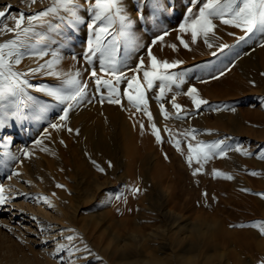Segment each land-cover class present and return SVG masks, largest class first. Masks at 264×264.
Instances as JSON below:
<instances>
[{
  "label": "rangeland",
  "instance_id": "374dc122",
  "mask_svg": "<svg viewBox=\"0 0 264 264\" xmlns=\"http://www.w3.org/2000/svg\"><path fill=\"white\" fill-rule=\"evenodd\" d=\"M47 2L48 0H45L44 4L35 5L34 10H42L46 7ZM8 5H11L8 11L12 14H18L21 10L26 14H31L26 0H0V10H4ZM128 6L133 17L136 15L135 9L137 7H141L145 14V18L139 20L136 25V36L139 41L147 46L157 35L168 31L169 35L165 36L164 41H158L153 47V53L161 60L166 59L171 62L179 59L183 61L173 72L182 76L185 83L178 87L174 85L173 92L167 94V99L170 100L172 95L180 93L176 99L177 103L188 111L185 119L164 120L159 113L160 102L155 99L158 94L157 89L154 88L148 93L150 110L155 117L157 127L161 130L160 134L164 138L163 143L156 141L152 134L151 122L148 121L147 117L131 108L127 104L126 98L123 100L124 108L108 103L103 105L93 103L70 113L69 125L71 127L79 130L81 128L86 129L88 136L99 134L100 149L96 155L88 154L85 150L82 151L78 148V135L67 132L58 133L51 129L49 131L52 132V138L50 140L45 138L46 144L34 147V141L42 137L48 124L58 119L59 107L62 106H58L55 111L49 112L46 119L24 121L22 122L23 126L18 122L15 128L10 125L6 132H0V183L6 187L9 185L13 187V184L7 180V176L13 171L19 170L39 182L38 184L42 186L39 194L45 195L47 192L65 191L68 196L77 197L75 218L67 227L75 229L76 233L90 245L93 254L102 257V261L89 257L91 264H112L101 252V239L104 225L109 220L107 219L109 213L114 215L117 220L126 216L124 212L115 213L122 204L126 207L135 206L137 208V212L131 213L129 217L138 218L140 224L143 223L149 227L153 224L156 226L160 224L157 219L153 218L148 221L145 219L146 215L154 217L145 207L154 206L164 201L162 195L164 191H168L169 179L176 182L175 187L179 202L189 201L191 204L194 203L199 206V209L202 207L209 208L208 206L215 208L227 206L234 199L241 200L242 198L243 200L251 198L255 204L264 207V160L259 159V153L264 152V122H244V129L252 135L249 136L239 134V128L232 126L230 121L233 116L241 118L247 110L264 113V75H261L264 73V47L260 46L261 43H264V35L256 33L250 39L238 42L237 37L243 35V32L230 26L220 25L217 21L219 26L216 29V35L210 38L213 47L209 48L204 44L203 38L192 44L190 34H184L183 39L189 43L191 49L189 50L185 49L178 39V36L181 35L178 28L183 23V16L186 14L185 9L189 6V0H146V2L145 0H130ZM8 23L11 22L8 21ZM61 32L72 37L71 46L62 50L64 59L60 65L61 70L71 71L74 67H81L83 65L81 57L86 50V29L81 27L79 31L72 33L64 26L61 28ZM230 32L235 35H229ZM8 38V36H4L0 39L6 40ZM172 44L177 45L175 50L170 47ZM223 44L230 45V47L221 51L218 46ZM73 55L77 57L80 63L73 61ZM120 55H125L123 46ZM139 56H144L146 65L149 63L145 49H140L132 54L128 66L135 67ZM247 58L258 60L259 64L253 71L251 80L246 79L240 71L241 63ZM232 65L235 66L232 67ZM30 66L34 67L35 64L25 59L20 68L26 69ZM228 67H231V71H227L225 76L218 80L212 79V76L219 75L221 70L226 71ZM201 80H206L208 83H201ZM250 81H255V86ZM32 82L36 84L57 83L53 78L43 76L33 78ZM89 84L91 87V80H89ZM244 85L245 88H243ZM193 86L198 89L203 99L209 101V104L202 106L199 112L195 110L190 98L183 95L189 87ZM121 91H124L123 85H121ZM236 92L241 94L229 96ZM31 94L35 95L41 104L52 103L49 98L42 94L34 91ZM217 95L222 97H215ZM225 106L235 107L236 111H213V109L224 108ZM165 107L170 113L175 111L171 108L170 103L166 102ZM141 122L144 124L143 130L140 128ZM221 124L223 126H220ZM166 127L171 129L174 135L184 129L195 128L198 141L214 143L224 139L229 147L241 146L244 150L250 151L252 155L245 156L229 151L225 158L216 157L210 160L204 165L203 174L194 177L191 173L197 165L193 164L192 168L188 166L186 163V146L182 144L184 151L182 155L176 150L173 142L169 140V132L164 130ZM135 128L140 130V135L135 132ZM208 130H211V135L208 134ZM8 134L14 136V142L4 147L6 142L2 137ZM61 139L64 144L60 143ZM44 145L48 147L50 152L54 153L49 158V160L54 161L52 162L54 163L52 165L54 172L52 173L61 177L51 179L54 180L52 184H50L52 173L44 171L42 174L38 168L44 160L42 159L44 158L42 156L43 151L40 150ZM57 145L64 149L65 156L62 155L61 151H57ZM23 147L32 149L34 155L31 159H24L22 165L18 160L13 161L6 155V153L11 152L19 156L18 149ZM120 149L123 150L122 157L120 160H116L114 155ZM127 151L128 155H126ZM129 157L132 160L131 163L134 164L133 168H129L130 164L127 163ZM148 158L150 163L146 164ZM68 159L69 163L66 161ZM93 160L106 169V175L97 170L92 163ZM108 162H111L112 167H108ZM76 167L79 169L78 172H76ZM213 170L232 175L234 179L226 180L222 177H216L213 175ZM251 172H256L258 175L253 176L250 174ZM97 180L103 184L100 188L95 184ZM57 184L66 187L57 188ZM137 185L143 191L140 195L134 196L128 189ZM84 190H88V192H84ZM204 192L208 193L206 198L202 196ZM17 193H29L30 196H33L35 193L31 188L26 187L24 191L14 190L12 203L36 205ZM88 193L90 197H86L85 194ZM121 193L125 194L126 202L114 199ZM59 202L63 207H67L69 204L67 198ZM16 209L15 211L20 210ZM237 217L228 221L227 226L231 231L255 230L259 233L258 229L247 225L256 221H264V217L260 215L246 219ZM7 225L0 222V264H16L20 262L19 259L22 257L30 259L34 264H47V259L59 261L58 258L52 259L46 256L45 244H28L24 237L17 234L15 226ZM239 225L246 226L239 227ZM50 245L51 243L48 242L47 246ZM233 247L236 248L244 263L259 264V261L264 259V235L260 233L257 239V253L247 252L240 246ZM42 250H44V254H42ZM74 258L78 260V264H84L83 257ZM213 264H219V262L215 261Z\"/></svg>",
  "mask_w": 264,
  "mask_h": 264
},
{
  "label": "snow or ice",
  "instance_id": "6c2138e0",
  "mask_svg": "<svg viewBox=\"0 0 264 264\" xmlns=\"http://www.w3.org/2000/svg\"><path fill=\"white\" fill-rule=\"evenodd\" d=\"M128 2L126 0H91V2L89 0H48L45 8L36 11L34 6L44 4L45 0H26L31 14H26L23 10L18 14H12L8 11L11 5L0 10V38L9 37L6 40L0 39V132H6L10 125L15 128L18 122L23 126L24 121L46 119L49 112L62 106L59 107L58 119L50 122L44 129L42 137L34 141V147L42 146L45 138L49 140L52 138L50 129L58 133L79 135V129L69 125L71 112L93 103L101 105L108 103L124 108L123 100L126 98L131 108L143 113L151 122L152 134L156 141L164 142L160 134L161 130L157 127L155 117L150 110L148 93L154 88L157 89L158 94L155 99L160 102L159 113L164 120L185 119L188 111L177 103L176 99L180 93L172 95L170 100L167 99V94L173 92L174 85L178 87L185 83L182 76L173 72L183 61L161 60L153 53V47L158 41H164L165 36L169 35L168 31L157 35L147 46L139 41L136 36V25L139 20L145 18V14L141 7H137L136 15L133 17L129 11ZM185 13L183 23L178 28L181 34L178 39L185 49L191 50L189 43L183 39L184 34H190L192 44L203 38V43L212 48L210 38L216 35V29L219 26L217 21L220 25L230 26L243 32V35L237 37L238 42H244L256 33L264 35V0H206V2L189 0ZM64 26L72 33L79 31L81 27L86 29V50L81 57L83 65L79 68L74 67L71 71H63L60 68L64 59L62 50L71 46L72 39L70 35L61 32ZM228 34L235 35L231 32ZM122 46L125 49L123 56L120 55ZM260 46L264 47V43ZM170 47L175 50L177 45L172 44ZM218 47L223 51L230 45L223 44ZM140 49H145L149 63L146 65L144 56H139L135 67H129L128 62L132 59V54ZM212 54L215 55V53ZM25 59L32 61L35 66L20 68ZM72 59L80 63L75 55ZM227 71H231V67H228L226 71L221 70L219 75L212 76V79H220L227 74ZM41 76L51 77L57 83L32 82L33 78ZM89 80H91V87ZM200 82L208 83L206 80ZM250 83L255 86V81ZM121 85L124 86L123 92ZM33 91L49 98L52 103L41 104L37 97L31 94ZM183 95L190 98L197 112L202 106L209 104V101L203 99L194 86L189 87ZM166 102L170 103L171 108L175 110L173 113L165 107ZM225 110L235 112L236 108L225 106L213 109V111ZM140 128L144 129L143 122L140 123ZM164 130L169 132V140L173 142L177 151L183 154L182 144L186 146V163L190 168L193 164L197 165L191 173L194 177L203 174L204 165L210 160L216 157L225 158L229 151L245 156L252 155L241 146L229 147L224 139L214 143L198 141L195 128L184 129L175 135H172L171 129L167 127ZM208 134H212L211 130H208ZM2 139L6 142L4 147L14 142L12 134L5 135ZM60 143L64 144V141L61 139ZM40 150L49 151L47 146L41 147ZM18 152L19 156L11 152L6 155L13 161L18 160L21 165L24 159H31L34 155L33 150L28 147L20 148ZM259 159L264 160V152L259 153ZM92 163L100 173L107 174L106 169L95 160ZM108 167H112L111 162H108ZM250 174L258 175L256 172ZM22 175L19 170H16L7 176V180L11 181L13 177L19 179ZM213 175L226 180L234 179L232 175L218 170H213ZM23 182L32 184L30 180ZM56 187L63 189L66 186L57 184ZM13 191L11 185L6 187L0 183V206L11 205L14 199ZM128 191L135 196L140 195L143 189L137 185L130 187ZM17 194L28 198L31 202L55 208L48 196ZM202 196L206 198L208 193L204 192ZM114 199L125 202L127 200L124 193L115 196ZM32 219L35 221L37 217ZM245 226L239 225V227ZM247 226L258 229L259 233L264 235V221H256ZM54 227L51 223L41 222L39 233L45 234L46 238L42 241L45 245L48 244L49 239L52 240L55 247L50 254L54 258L59 256L60 264H78L77 259H73L78 256L83 257L84 264H91L89 257L102 261V257L93 254L90 245L76 233L75 229H59L55 236H49ZM65 232L69 234L65 236ZM65 252L67 256L60 255ZM259 264H264V259H261Z\"/></svg>",
  "mask_w": 264,
  "mask_h": 264
},
{
  "label": "bare ground",
  "instance_id": "6f19581e",
  "mask_svg": "<svg viewBox=\"0 0 264 264\" xmlns=\"http://www.w3.org/2000/svg\"><path fill=\"white\" fill-rule=\"evenodd\" d=\"M241 64L242 68L240 67V71L246 79L251 80L253 71L259 66L258 60L247 58ZM245 87L244 85L243 88ZM240 94V92H236L229 96ZM215 97L222 96L217 95ZM242 115L241 118L233 116L230 119L231 125L239 128V134L252 136L248 130L244 129V122H264V113L247 110ZM220 126H223V124ZM134 130L140 135L138 128ZM78 139L79 149L85 150V152L91 155L97 154V151L100 149L99 134L88 136L86 129L81 128ZM108 142L111 144L110 141ZM46 143L45 140L44 144ZM56 147L57 151H61L62 155L65 156L64 149L59 145ZM122 152L123 150L121 149L117 151L118 155L115 154L114 158L120 160ZM53 155L54 153L50 152V150L42 152V156L44 157L42 159L44 160H42L43 162L38 167L42 174L44 171L50 172V174L54 172V167L52 166L54 164L52 162L54 161L49 160ZM126 155H128V151ZM66 161L69 163V159ZM127 161L130 164L129 168H133L134 164L131 163L130 157ZM149 163L150 159L148 158L146 164ZM65 165L67 166L66 163ZM78 171L79 169L76 167V172ZM129 171L131 172V170ZM21 173L23 174V172ZM51 175L53 176L50 178V184L54 181L51 179L61 178L55 173ZM29 180L32 181L31 185L23 182ZM9 182L13 184L14 190L24 191L26 187H29L35 195L42 194H39L42 186L31 176L28 177L23 174L21 178L13 177ZM175 183L172 179L168 180V191H164L162 195L164 201L154 206L145 207L149 213L154 215V217L146 215L145 219L147 221L153 218L157 219L160 223L157 226L153 224L149 227L143 223L140 224V221L137 220L138 218L129 217L131 213L137 212L135 206L126 207L123 204L119 206L115 213H126V216H123L120 220H117L114 215L109 213L107 217L109 220H107L108 222L103 228L100 247L105 258L112 264H213L215 261H218L219 264L230 262L234 264H250V262H243L236 248L233 246H240L245 251L252 252L253 254L257 253L258 231H231L227 225L229 219H235L237 216L239 219L251 218L257 215L264 217V207L255 204L251 198L247 200H243L242 198L241 200L234 199L227 206L224 205L219 208L208 206L209 208L202 207L199 209V206H196L194 203L191 204L189 201H185L184 203L179 202ZM95 184L99 188L103 185L99 180ZM84 192H88V190H84ZM52 194V192H47L44 196H48L52 200V203L55 205L54 209L48 208L42 203H35L36 205L34 206L12 203L10 206L0 207V222L4 225L11 224L15 226L17 234L24 237L28 244H44L42 241L46 236L39 233L41 222L53 224L55 227L48 235L55 236L57 230L66 229L68 228L67 225L73 222L75 218V205L78 201L77 197H70L65 191H58L55 193V196ZM85 195L86 197H90L89 193ZM66 198L69 200V204L67 207H63L59 201ZM16 208L20 210L15 211L17 210ZM32 217H37V220L34 221ZM67 234L65 232V236ZM56 239H60V237H56ZM49 243H51L50 246L44 245L46 247V256L52 259H59V256L54 258L50 254L54 250L55 245L51 239H49ZM44 250H42V254H44ZM60 255L67 256V253L65 252ZM73 259L76 258L73 257ZM19 261L16 264H34L30 259H25V257H22ZM47 264H60V262L47 259Z\"/></svg>",
  "mask_w": 264,
  "mask_h": 264
}]
</instances>
